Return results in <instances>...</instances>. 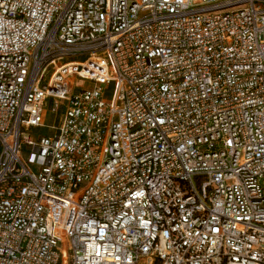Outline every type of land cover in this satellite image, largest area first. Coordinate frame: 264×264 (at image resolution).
<instances>
[{"label":"built area","instance_id":"2783aa9c","mask_svg":"<svg viewBox=\"0 0 264 264\" xmlns=\"http://www.w3.org/2000/svg\"><path fill=\"white\" fill-rule=\"evenodd\" d=\"M64 256L264 264V0H0V264Z\"/></svg>","mask_w":264,"mask_h":264},{"label":"rangeland","instance_id":"374dc122","mask_svg":"<svg viewBox=\"0 0 264 264\" xmlns=\"http://www.w3.org/2000/svg\"><path fill=\"white\" fill-rule=\"evenodd\" d=\"M48 78V75L47 77L45 78V81L44 83L46 82V79ZM83 82L81 81H78L77 82V85L80 86L82 85ZM52 122H53V116L50 114V112H47V114L45 115V124L47 126H51L52 125ZM30 134H43V135H52L54 132L52 130H49V129H38V130H31L29 131ZM22 159L25 161V163L28 164V166L33 170V171H36V168L35 166H33L31 164V153L30 151H28L26 148H23L22 149Z\"/></svg>","mask_w":264,"mask_h":264},{"label":"bare ground","instance_id":"6f19581e","mask_svg":"<svg viewBox=\"0 0 264 264\" xmlns=\"http://www.w3.org/2000/svg\"><path fill=\"white\" fill-rule=\"evenodd\" d=\"M63 263L64 264H67V258H66V256H64V258H63Z\"/></svg>","mask_w":264,"mask_h":264}]
</instances>
